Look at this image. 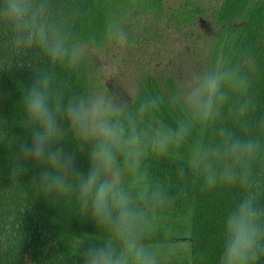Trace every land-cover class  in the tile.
Returning <instances> with one entry per match:
<instances>
[{"label":"clouds","instance_id":"9594fccd","mask_svg":"<svg viewBox=\"0 0 264 264\" xmlns=\"http://www.w3.org/2000/svg\"><path fill=\"white\" fill-rule=\"evenodd\" d=\"M49 9L46 0H0V19L12 30L17 47L38 48L53 70L57 65L78 68L89 53V41L74 36ZM104 38L112 50L108 67L118 71L130 34L119 19H110ZM90 43L95 45V39ZM257 67L255 55L245 48L236 61L220 57L193 72L172 97L185 110L174 127L164 121L143 123L164 102L158 94L145 97L135 111L129 107L134 89L125 92L128 99L100 93L73 94L65 101L53 86V71L36 72L22 99L31 142L8 145L16 149L10 175L26 174L31 161L40 169L33 182L45 197L74 196L80 211L106 230L107 237L87 243L79 253L82 264H160L145 240L156 208L170 201L164 186L151 179L145 161L173 155L198 125L211 127L213 139L192 144L188 166L201 181V191L239 187L243 192L223 222L218 264H258L264 258V205L255 190L253 165L264 154V140L256 134L264 131V119H252L251 73ZM229 119L240 133L224 123ZM69 137L72 152L63 146ZM85 149L86 173L76 166L77 153Z\"/></svg>","mask_w":264,"mask_h":264},{"label":"trees","instance_id":"16d2710c","mask_svg":"<svg viewBox=\"0 0 264 264\" xmlns=\"http://www.w3.org/2000/svg\"><path fill=\"white\" fill-rule=\"evenodd\" d=\"M52 18L62 22L74 36L89 41V48L109 47L105 28L110 19H119L130 34V45L147 43L145 32L163 25L179 30L193 27L204 17L214 26V35L203 38L213 64L223 57L239 59L241 50L251 49L258 67L251 73V94L256 101L252 119H264V0H211L205 7L196 0H183L170 8L164 0H46ZM13 32L0 19V264H82L79 255L96 239L108 233L97 226L90 214L82 213L74 196L45 197L33 182L40 169L27 163L28 172L13 178L10 159L14 148L31 142L23 107V94L35 79V73L53 71L54 87L65 101L73 94H94L95 84L88 56L78 68L52 69L48 58L36 47H17ZM200 38V36H197ZM95 39V45L90 43ZM178 93L172 77L160 84L146 74L136 95L129 101L135 111L149 95H160L158 110L146 114L145 125L164 121L175 126L185 117L181 104L172 97ZM227 126L240 129L229 119ZM264 140V131H258ZM64 142L66 152L73 151L71 137ZM213 139L212 128L197 126L192 135L169 157L151 156L145 161L154 183L164 186L170 203L157 207L153 230L145 243L158 254L160 264H218L222 249L223 222L228 211L243 195L239 187L201 191V181L188 166L191 146L196 141ZM76 166L83 172L89 167L87 149L77 153ZM255 190L264 205V154L253 165ZM181 170L184 174L181 175ZM170 257L172 261H165ZM264 264V258L258 261Z\"/></svg>","mask_w":264,"mask_h":264},{"label":"rangeland","instance_id":"374dc122","mask_svg":"<svg viewBox=\"0 0 264 264\" xmlns=\"http://www.w3.org/2000/svg\"><path fill=\"white\" fill-rule=\"evenodd\" d=\"M181 1L183 0H164L165 7L170 8ZM196 1L205 7L211 3V0ZM213 28L208 19L199 17L197 23L190 28L182 27L177 30L163 25L157 32L148 29L144 36L148 44L129 46L119 70L115 72L108 67L112 55L111 46L102 49L89 48L87 56L94 77V94L114 93L128 99L125 92L134 89L136 95L139 83L146 74L152 75L162 85L167 77H172L179 93L182 81L187 80L193 72L202 71L211 65L205 46L209 39L203 38L214 35V32H209ZM97 52L105 59L101 60ZM165 261L172 260L168 257Z\"/></svg>","mask_w":264,"mask_h":264},{"label":"flooded vegetation","instance_id":"af4514ba","mask_svg":"<svg viewBox=\"0 0 264 264\" xmlns=\"http://www.w3.org/2000/svg\"><path fill=\"white\" fill-rule=\"evenodd\" d=\"M205 28H206V30H208L207 27H205ZM209 32H210V33H213L212 31H209Z\"/></svg>","mask_w":264,"mask_h":264}]
</instances>
